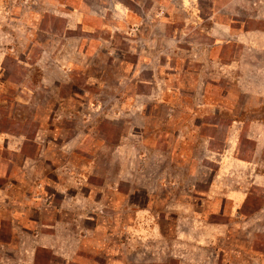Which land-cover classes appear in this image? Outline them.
<instances>
[{
  "label": "rangeland",
  "instance_id": "obj_1",
  "mask_svg": "<svg viewBox=\"0 0 264 264\" xmlns=\"http://www.w3.org/2000/svg\"><path fill=\"white\" fill-rule=\"evenodd\" d=\"M0 190L83 264H264V0H0Z\"/></svg>",
  "mask_w": 264,
  "mask_h": 264
},
{
  "label": "crops",
  "instance_id": "obj_2",
  "mask_svg": "<svg viewBox=\"0 0 264 264\" xmlns=\"http://www.w3.org/2000/svg\"><path fill=\"white\" fill-rule=\"evenodd\" d=\"M18 143L21 146L22 142ZM35 161L36 158L25 157L23 160L24 165L21 169L25 167L28 169H26V172L24 170V172L22 171L23 176L26 173H32V171H29L30 164L35 163ZM28 192L29 191H24V194L26 193L25 199L29 201L28 198L30 196ZM33 193L36 195V192ZM2 194L3 191L0 190V211L8 208L7 210L9 211V216L11 217V225H14V222L16 223L17 219H22L24 205L16 199H4L5 197H1ZM90 201V196L88 195L86 201L87 205H89ZM63 202L65 205L60 207V210H58L59 213L67 210L74 212L81 204L79 201L67 198L63 199ZM96 219L97 217H92L91 215L84 217V221L89 222L93 220L96 222ZM25 221L27 226H20L15 230L13 229L15 232L13 231L9 233L6 237L7 241H3V237L1 238L0 235V264H57L55 261L59 259L61 260L60 264H83L78 262L77 253L79 252L83 239L91 237V234L85 233L82 236L75 235L71 230L66 228H63V233L59 232V225L66 226L71 224H69L66 219H58L51 224L48 222H40L37 218L34 219L31 217H28ZM73 221L76 223V220L72 219L71 222ZM17 226L19 225L17 224ZM99 230L100 227H97L96 231L98 232ZM160 237L161 236H159V238ZM97 239L99 241V238ZM136 240L141 241L132 235L130 236V239H128L129 242H135ZM158 253L159 255L155 252L151 255L153 259L151 263H162L161 251ZM103 256L107 257V262H110V264H120L118 259L114 260L115 258L113 257V253L106 252Z\"/></svg>",
  "mask_w": 264,
  "mask_h": 264
}]
</instances>
